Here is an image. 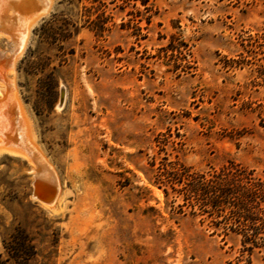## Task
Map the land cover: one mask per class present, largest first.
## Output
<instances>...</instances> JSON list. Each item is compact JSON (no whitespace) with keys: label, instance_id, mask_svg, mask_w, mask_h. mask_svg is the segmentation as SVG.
Segmentation results:
<instances>
[{"label":"rangeland","instance_id":"1","mask_svg":"<svg viewBox=\"0 0 264 264\" xmlns=\"http://www.w3.org/2000/svg\"><path fill=\"white\" fill-rule=\"evenodd\" d=\"M49 2L0 31V264H264V0Z\"/></svg>","mask_w":264,"mask_h":264},{"label":"bare ground","instance_id":"2","mask_svg":"<svg viewBox=\"0 0 264 264\" xmlns=\"http://www.w3.org/2000/svg\"><path fill=\"white\" fill-rule=\"evenodd\" d=\"M49 1L50 0H0V31L2 29V31H4L5 33H7L9 36L12 37V41H11V48L12 49H11V51L8 49L10 54L8 53L9 55L7 54V56L5 57V60H4V61H6V66L8 67L9 71H11L13 69L14 58L16 56V53L21 48L23 36H24L26 30L29 28V26H28L29 19H31V17L37 15L39 12L45 10L47 8L48 4L50 3ZM20 25H21L22 31L19 28ZM1 58H3V57H1ZM7 67H6V69H7ZM6 79H8V78H6ZM62 102H63V96H62V99L59 101V105H61ZM0 111L2 114L6 113L7 115H9L11 112L16 113L21 118L20 122L24 121L23 117L25 115V111H24L23 106L20 103V100H19V97L17 95V92H16V89H15V86H14L12 79L5 80L4 85L0 86ZM11 115H13V114H11ZM17 115H16V117H17ZM12 121H13V119H12ZM23 126H25V125H23ZM3 136L4 135H2L1 137L3 138ZM19 138H21V137H19ZM5 141H6V138H5ZM0 142H2V141H0ZM7 142L8 141H6V143ZM3 151H5V150H3ZM18 151H19V149H18ZM21 151H23V150H21ZM31 152L33 153V154L31 153L33 155V157L30 158V155H29L30 153H29L28 154L29 156L27 158L29 159V161H31V164H33V172H34V176H35L37 183L39 185L41 184L44 187L51 189L55 193L57 191V177L55 175V172H54L52 166L48 163V161L45 159V157L37 149L34 148L33 151L31 149ZM13 153H15V152H13ZM51 201L53 202L54 200H51ZM51 201H49V202H51Z\"/></svg>","mask_w":264,"mask_h":264},{"label":"trees","instance_id":"3","mask_svg":"<svg viewBox=\"0 0 264 264\" xmlns=\"http://www.w3.org/2000/svg\"><path fill=\"white\" fill-rule=\"evenodd\" d=\"M221 180L218 182H221ZM254 185L255 186L247 187L245 189V191L243 192V195L236 196L235 200L233 202V205L236 207V209H240L243 212V215L245 216V218H252V216L255 215V216L259 217V219L262 222H264V209L258 207V204L256 202V205L255 204L253 205V207H255L256 211L255 212L250 211L249 210L250 207H247L248 201L244 198L245 194L246 195L247 194H250V195H253V194L256 195L257 194L259 196H263L264 184L262 182L256 181V182H254ZM256 186H258V187H256ZM259 187H261V188H259Z\"/></svg>","mask_w":264,"mask_h":264},{"label":"water","instance_id":"4","mask_svg":"<svg viewBox=\"0 0 264 264\" xmlns=\"http://www.w3.org/2000/svg\"><path fill=\"white\" fill-rule=\"evenodd\" d=\"M61 91H62V89H61ZM61 93V92H60Z\"/></svg>","mask_w":264,"mask_h":264}]
</instances>
